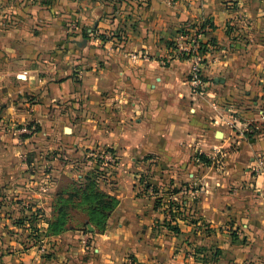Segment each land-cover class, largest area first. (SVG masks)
Listing matches in <instances>:
<instances>
[{
	"label": "crops",
	"instance_id": "1",
	"mask_svg": "<svg viewBox=\"0 0 264 264\" xmlns=\"http://www.w3.org/2000/svg\"><path fill=\"white\" fill-rule=\"evenodd\" d=\"M9 5L18 24L0 29L4 65L26 75L44 70L43 79L63 81L50 84L57 90L70 87L72 68L82 65L91 112L99 98L112 104L132 95L138 113L106 121L103 131L87 121L71 130L67 144L85 138L86 147L98 142L117 149L122 167L107 193L118 206L103 233L91 226L86 232V215L78 220L81 209L69 210L65 229L43 245L29 233H45L54 219L56 199L48 193L61 190V171L49 173L55 184L39 186V167L28 169L30 157L39 162V139L18 138L10 133L14 123L0 122V264H264V168L253 167L264 142L243 133L230 148L228 127L218 121L225 107L244 125H264L256 106L264 89V0H0ZM66 20L82 29L61 55ZM205 21L214 28L201 40L208 34L216 46L195 94L186 83L191 64L172 60L169 44L181 27ZM160 94L164 104L156 101ZM14 108L7 112L14 115Z\"/></svg>",
	"mask_w": 264,
	"mask_h": 264
},
{
	"label": "rangeland",
	"instance_id": "2",
	"mask_svg": "<svg viewBox=\"0 0 264 264\" xmlns=\"http://www.w3.org/2000/svg\"><path fill=\"white\" fill-rule=\"evenodd\" d=\"M10 10V5L5 7L0 6V29L2 30L14 29V27L17 26L16 24H18V19H13L12 16L7 14ZM80 28L75 21L66 20L64 22L62 32L65 37L58 48L61 55L67 54L69 51L67 45L71 41H74L72 38L75 37V33L80 32ZM189 28L197 29L193 27H181V29ZM206 41H208V37ZM169 46L170 50L172 49L173 52L169 54V56L172 55V60L184 61L179 59L178 55L175 54L173 42H171ZM208 55L209 52H207V59ZM249 55L251 58H256V56L251 53H249ZM168 64L169 63L165 62L162 65L165 67ZM59 68L62 72L68 71V67L66 66L62 65ZM80 68H83L82 65L72 68V74L69 78H72L73 80L70 83V87L65 90L62 88L57 90V88L53 89L50 84L54 83L59 85L63 81L52 82L48 77H46L47 79H43L45 78L44 76H46L43 72L44 70L39 71L38 69L37 73L34 75H26L23 72L16 73L17 67L15 65H4L3 60H0V122L14 123L10 133H14L18 138L39 139V162H35L34 157L28 159L29 171L31 169L36 170V168L39 167V178L35 180V182L39 183V186H48L47 188H49L50 184H55V176L49 173H51L50 171L52 170L61 171V174L59 173V181L61 183L59 189L61 190L49 193L47 190L46 193L54 194L55 199L57 200L59 197H69L74 190H78L79 188L84 189L88 184L93 192L105 195L117 201V205L113 209L114 211L118 206V200L115 196L107 193V188L111 189L115 187V171L119 169L118 167H122L117 149H115L113 145L102 146L98 142H93L86 147V145H83V142L86 141L85 138L77 141L73 140L70 144H67L66 142L69 139L71 130L73 129L74 132L82 130L84 122L86 121L91 124L93 123V126H95L96 129H99V131H103L105 128L103 125H106V121L115 123V120H117L118 117H124L130 111V117L134 118L138 113V108H136L138 100L134 99L132 95H128L123 103L121 102V99H117L114 100L112 104H105V99L99 98L96 101L97 104H95L97 106V111L91 112L89 106L91 99L81 90L85 78L83 75V69ZM189 75L186 79L189 90L195 94L199 93L201 90L196 89L192 85ZM61 76L64 77V74L61 73ZM16 95H19V98L21 99L17 104L13 102L14 100H17ZM255 98L256 95L250 103L247 104L248 107L251 106V103ZM257 99L259 100L258 97ZM181 100L182 98L178 97V101L176 102L177 105L183 104L181 103ZM156 101L157 103L164 104L163 96L161 94L156 96ZM11 104H14L15 106L14 115L7 112ZM133 109L136 110L132 111ZM188 113L192 114L189 111ZM214 121H217V119H214ZM240 131L244 132L246 140L253 139L257 143L261 141L264 142L263 124H246L240 129ZM53 142H55L57 146H52L50 148H47V146H44L45 148L41 147L44 143ZM64 143H66V147L63 146ZM80 143L81 146L78 147L77 145ZM32 144L33 143L30 140L28 145L30 146ZM74 144L76 145L74 146ZM212 150H214V148H212ZM65 151H70L71 154L67 155ZM32 153L36 152L33 151ZM49 157L56 158L58 162H56L55 165L46 164L44 161L49 160ZM253 162L254 169L262 170L264 168V156L258 157L255 155ZM124 164L126 165L127 163ZM41 172H43V176L40 175ZM34 177L35 176H33V178ZM140 180L142 188L149 190L150 185H146L145 183L147 179L141 177ZM52 197L53 195L51 198ZM45 208L47 209V206H44V209ZM113 211L110 213V216ZM43 213L44 210L39 208V216H44ZM79 214L80 216H76V219L78 220L83 214H85V212L80 210ZM86 226L93 227L91 224H87ZM32 230L33 231L29 233L30 237L38 239V244L40 243V245H43L44 241L41 240L46 237H43L40 230L36 228H32ZM42 247L43 246H40V250Z\"/></svg>",
	"mask_w": 264,
	"mask_h": 264
},
{
	"label": "trees",
	"instance_id": "3",
	"mask_svg": "<svg viewBox=\"0 0 264 264\" xmlns=\"http://www.w3.org/2000/svg\"><path fill=\"white\" fill-rule=\"evenodd\" d=\"M142 1L146 2L147 0ZM191 27L197 29L209 28L211 31L214 28L209 21H205V23L198 26L191 25ZM82 34L83 37H86L87 29L83 30ZM206 36L208 37V41L202 44L203 53L210 52L211 48L213 49L216 46L215 40L208 34ZM100 39L104 40L102 35ZM208 46L211 48H208ZM116 205L117 201L115 199L93 192L87 184L84 189L79 188L78 190H74L69 197L63 196L57 198L54 205V219L48 223L47 231L42 233L43 237H50L61 233L65 229L69 217V210L71 209H81L85 212L86 222L84 224V230L86 232V225L91 224L96 233H103L107 228L110 213Z\"/></svg>",
	"mask_w": 264,
	"mask_h": 264
},
{
	"label": "built area",
	"instance_id": "4",
	"mask_svg": "<svg viewBox=\"0 0 264 264\" xmlns=\"http://www.w3.org/2000/svg\"><path fill=\"white\" fill-rule=\"evenodd\" d=\"M209 30L210 29H180L172 41L174 52L178 55V58L191 64L190 81L196 89L201 91L205 84L202 75V66L207 60V52L203 53L202 51V44L207 41L202 42L201 37L204 36L205 31ZM208 48L210 47L208 46ZM256 106L259 119L264 122V89L259 96ZM221 111L222 114L218 115V121H221L222 124L228 127V139L231 140V148L236 144L235 135H240L242 137L244 132L240 131L239 124H244L235 117L236 115L232 110L221 108ZM215 153L216 155H220V149ZM41 250H43V248H41Z\"/></svg>",
	"mask_w": 264,
	"mask_h": 264
},
{
	"label": "water",
	"instance_id": "5",
	"mask_svg": "<svg viewBox=\"0 0 264 264\" xmlns=\"http://www.w3.org/2000/svg\"><path fill=\"white\" fill-rule=\"evenodd\" d=\"M68 131V130H67ZM221 133H218V135L216 136L218 139H221ZM251 142H254L253 140ZM89 229L92 231L93 229L91 227H89Z\"/></svg>",
	"mask_w": 264,
	"mask_h": 264
}]
</instances>
